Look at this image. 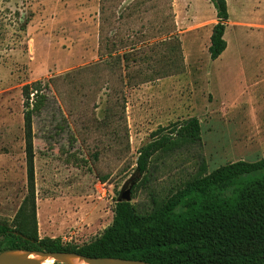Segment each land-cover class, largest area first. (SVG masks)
Segmentation results:
<instances>
[{
    "label": "rangeland",
    "instance_id": "374dc122",
    "mask_svg": "<svg viewBox=\"0 0 264 264\" xmlns=\"http://www.w3.org/2000/svg\"><path fill=\"white\" fill-rule=\"evenodd\" d=\"M226 2L227 46L212 60L209 0H122L116 38L147 40L126 67L147 82L131 87L126 63L98 56L99 0H0V222L39 241L81 245L111 223L129 186L145 213L202 158L212 170L264 157V0ZM34 80L46 84L47 102L32 118L29 180L21 86ZM192 116L201 142L156 154L141 186L138 149L158 127Z\"/></svg>",
    "mask_w": 264,
    "mask_h": 264
},
{
    "label": "trees",
    "instance_id": "16d2710c",
    "mask_svg": "<svg viewBox=\"0 0 264 264\" xmlns=\"http://www.w3.org/2000/svg\"><path fill=\"white\" fill-rule=\"evenodd\" d=\"M121 1L99 0L97 53L104 61L110 59L108 63H126L123 82L132 87L147 82L145 74L139 73L135 79L126 69L129 62L136 61L134 52L147 40L126 42L116 38L113 16ZM209 1L217 18L208 45L209 57L214 60L227 46L224 32L229 14L226 0ZM121 15L119 12L117 19ZM177 47L180 50L179 41ZM174 73L163 71L159 77ZM55 81L49 78L48 83L56 90ZM45 87L42 80L21 86L29 180H33L34 174L32 118L47 102ZM200 142L201 125L194 116L158 127L151 133L150 141L138 149L135 170L143 175L140 185L148 184L150 161L156 154ZM106 179L107 176L102 177L103 181ZM0 240L4 241L0 253L24 249L161 264H264V157L226 162L212 170H208L202 158L198 169L188 178L171 187L164 197H153L149 211L140 213L131 201H117L111 223L100 235L81 245L66 247L58 241H39L2 222Z\"/></svg>",
    "mask_w": 264,
    "mask_h": 264
},
{
    "label": "water",
    "instance_id": "95a60500",
    "mask_svg": "<svg viewBox=\"0 0 264 264\" xmlns=\"http://www.w3.org/2000/svg\"><path fill=\"white\" fill-rule=\"evenodd\" d=\"M130 187L123 190L120 194V198L118 201H130L131 200V194H130ZM11 251H23L26 254H38L42 255L44 258L42 259H34V258H28L25 256H14L9 255L8 253ZM53 256H76L78 258L84 259L87 261V264H161V263H155V262H149L142 259H129V258H119V257H104V258H88L84 257L78 254L73 253H65V252H40V251H30V250H24V249H18V250H9L5 252L0 253V264H56V262L60 264H71L67 261L61 262L59 260H55L52 262H49V259Z\"/></svg>",
    "mask_w": 264,
    "mask_h": 264
},
{
    "label": "bare ground",
    "instance_id": "6f19581e",
    "mask_svg": "<svg viewBox=\"0 0 264 264\" xmlns=\"http://www.w3.org/2000/svg\"><path fill=\"white\" fill-rule=\"evenodd\" d=\"M9 255H14V256H25V257H28V258H34V259H42L44 258L42 255H38V254H26L23 252V251H19V252H16V251H11L8 253ZM65 258V261L71 263V264H87V261L84 260V259H81V258H78L76 256H65V257H62V259ZM53 261V258L51 257L49 259V262H52Z\"/></svg>",
    "mask_w": 264,
    "mask_h": 264
}]
</instances>
